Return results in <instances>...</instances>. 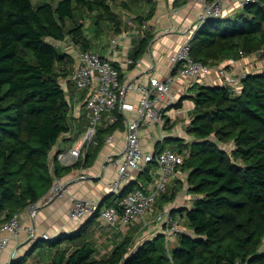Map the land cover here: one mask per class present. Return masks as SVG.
Masks as SVG:
<instances>
[{"label": "trees", "instance_id": "trees-1", "mask_svg": "<svg viewBox=\"0 0 264 264\" xmlns=\"http://www.w3.org/2000/svg\"><path fill=\"white\" fill-rule=\"evenodd\" d=\"M116 2L0 0V223L46 195L55 177L90 163L104 138L122 123L120 118L98 130L92 153L88 148L73 166L59 162L62 150L53 153L59 140L75 130L63 84L67 78L69 89L75 88L69 79L73 58L54 40L71 37L89 49L83 22L87 13L95 19L97 38L105 21L118 32L122 19L114 10ZM138 2L124 5L137 11ZM145 45L144 39L136 56ZM259 52L264 53V0L247 4L234 19L208 20L192 39V56L211 65ZM192 98L187 128L192 139L187 144L178 139L179 146L171 148L185 155L179 167L187 174L182 187L187 184L196 195L191 207L172 210L185 218L189 231L178 234L173 246L164 232L134 249L135 240L127 236L100 256L93 229L100 221L94 215L78 230L48 241L57 248L51 264H264V72L247 73L236 90L200 85ZM143 173L152 178L150 168ZM136 188L146 187L132 182L123 194ZM177 192L167 194V200ZM114 202L111 194L99 207Z\"/></svg>", "mask_w": 264, "mask_h": 264}, {"label": "crops", "instance_id": "crops-1", "mask_svg": "<svg viewBox=\"0 0 264 264\" xmlns=\"http://www.w3.org/2000/svg\"><path fill=\"white\" fill-rule=\"evenodd\" d=\"M130 1L117 0L115 3L114 10L122 19V25L118 32H116L111 23L105 21L108 22V34L107 36L106 34L103 35L104 26L102 25L103 32L97 38L96 26L90 31L91 27L89 28L85 23L86 34L91 41V47L89 49L101 55L109 56L120 69L124 79H137L138 81L147 82L151 76L164 78L172 66V54L184 42L193 37L189 29L196 21L199 6L193 0H139L135 9L138 7L136 10L140 8L141 10L140 12H135V10H130L124 5V2ZM224 6L226 16L230 17L232 12L239 6L238 0H224ZM119 7L122 10L118 11ZM174 9L177 10L176 14L173 13ZM137 16H143L144 18L142 20L148 22L147 29H135L133 26L128 25L129 20L132 18L136 19ZM136 20L138 22L142 21L140 19ZM92 23L94 24V22ZM118 35L121 36L120 47L118 51L110 54V41ZM144 39L146 40L145 48L139 56H136V49ZM66 49L68 51V47ZM129 57L134 60L136 59L135 62L127 64L126 59ZM234 59L236 60L234 67L238 74L249 73L260 68V63L253 60L252 55ZM225 62V59L220 60L214 66L226 64ZM69 77L74 83L72 73ZM63 80L71 103V115L75 118V130L67 133L59 140L53 149V153L59 150L68 151L73 147L86 131L82 129H85L84 127H86L88 120L84 115L86 111L85 99L87 90L78 89L75 85L74 90H71L68 87V79L63 78ZM209 83V85L223 84V78L219 75L217 67H214L211 71ZM200 85L198 83L190 87L187 91H185L183 82H178L173 85L174 98L171 100L170 96H166L164 102L161 103L165 113L164 127L162 130L165 137L162 139L161 131L157 125L151 124L143 126L141 130V142L145 150L158 151L163 148L175 147L169 146L166 143L167 140L183 139L186 144L191 141L192 136L189 135L187 128L192 121L194 109L192 96L196 94L197 88ZM138 100L136 94L130 93L124 100L120 101L114 111L104 113L98 125L97 132L98 130L102 132L110 126L116 125L115 123L117 121L114 122L110 118L112 114H120L122 118V123L119 126L116 125L109 134L112 136V139L107 140L109 136L104 138L103 145L91 156L92 160L90 163L74 166L67 173L64 172L60 178L66 183L67 191L52 200L41 202L34 218H23L25 224H31L33 222L37 227L39 235L49 233L52 238L63 233L70 234L78 230L87 220L77 221L69 217V208L72 199L94 200L100 204L112 194L108 188V183L117 176V166L112 163V160L122 156V151L126 145L127 121L137 115L136 107ZM127 106H133V108ZM70 138H73V141ZM86 147H83V152L87 151ZM88 148L91 149L92 153L93 149L91 144ZM83 157L85 155L79 159L81 160ZM77 161L69 166L75 165ZM59 162L64 166L61 161ZM147 168H150L151 179L148 180L147 175L143 172H134L133 178L130 179L127 185L132 182L136 185L143 184L146 188L154 185L158 175V168L155 164H149ZM186 176L185 170L182 168L177 170L172 177L167 191L158 198L152 212L145 215L146 219L151 220L154 214L164 209L177 210L193 205L196 195L189 192L186 186L187 184H185L184 188L182 187V184L186 181ZM176 189H178L177 196L173 200H167L166 195ZM48 195L49 192L43 197L47 198ZM21 213L24 214V210ZM176 215L180 216V213ZM142 220L139 218L133 224L126 227L122 225L112 227L104 225L101 222L98 223L93 229L94 237L99 247V255L109 254L127 236L133 237L135 240L133 245L134 249L163 232L160 227L157 228L153 224L145 225ZM185 221L183 217L184 225ZM1 225L2 223H0ZM0 234L8 235L6 231L1 230V227ZM48 241L43 238L31 239L24 230L18 237L12 238L8 248L2 254L0 264H13L20 261L22 262L19 264H51L57 248L48 246ZM261 251H264V245Z\"/></svg>", "mask_w": 264, "mask_h": 264}, {"label": "built area", "instance_id": "built-area-1", "mask_svg": "<svg viewBox=\"0 0 264 264\" xmlns=\"http://www.w3.org/2000/svg\"><path fill=\"white\" fill-rule=\"evenodd\" d=\"M198 6L196 21L189 31L193 37L200 31L208 20L226 18L224 0H193ZM258 0H238L240 7L254 3ZM173 13H177L174 9ZM128 25L135 29H147L148 22H138L135 18L129 20ZM184 42L172 56V66L166 77L151 76L147 82L137 79H124L120 69L114 64L109 56L101 55L91 49H82L71 37L64 40H54L57 46L68 51L73 58L72 79L78 89H86L85 108L90 121L89 126L82 138L76 142L68 151H60L58 160L64 165H71L81 156L85 155L83 147L95 142L98 125L104 113L116 109L120 101L124 100L130 93L138 96L136 107L137 115L127 121L126 145L121 157H116L112 163L117 166V176L108 183V188L115 197V202L110 206L99 207L100 204L94 200L81 198L72 199L69 208V217L73 220L84 221L94 215L98 220L108 226H130L139 218L143 219L145 225L153 224L160 227L168 243L180 233L188 232L183 219L175 216L171 209H164L154 214L151 220L145 215L152 212L158 198L167 191L174 174L185 161V155L171 148H163L158 151L145 150L141 142V130L145 125H157L161 131L162 139L165 113L161 106L166 96L174 98L173 85L183 82L185 91L200 83L209 85V77L214 67H217L219 75L223 78V84L236 90L247 73L238 74L235 70V59L227 58L226 64L217 66L197 60L192 56V39ZM121 36L111 39L109 53L118 51ZM67 50V49H66ZM253 60L260 63L261 72H264V53L259 52L252 55ZM135 60L127 58L126 63L132 64ZM233 64V65H232ZM258 69V70H259ZM133 108V106H127ZM111 120L116 122L121 118L120 114H112ZM110 135L107 140H111ZM149 164H155L158 168L156 183L150 188H136L123 194L124 188L133 178L134 172H144ZM67 191V185L60 177H55L54 184L49 190L47 198L42 197L36 202L29 204L21 212L15 213L9 220L2 223L1 230L8 235L0 234V260L2 254L8 248L12 238H16L22 231H26L29 238L46 240L52 239L49 233L40 234L33 222L25 224L23 218H34L40 203L52 200L63 195ZM233 264H249V261L237 260Z\"/></svg>", "mask_w": 264, "mask_h": 264}, {"label": "rangeland", "instance_id": "rangeland-1", "mask_svg": "<svg viewBox=\"0 0 264 264\" xmlns=\"http://www.w3.org/2000/svg\"><path fill=\"white\" fill-rule=\"evenodd\" d=\"M34 1V3H37V1H39V0H33ZM56 1V0H55ZM243 9H244V7H240V6H237V8L232 12V15L230 16V18H232V19H234L235 17H236V15L237 14H239V13H242V11H243ZM120 10H122L121 9V7H119L118 8V11H120ZM140 10H141V8L140 9H138L137 11H135V12H140ZM83 21L87 24V26H89V28L91 27V29H90V31L92 30V29H94V26H95V19L92 17V16H90V15H88V13L87 14H85V16H84V18H83ZM92 22H94V24L92 23ZM103 26H104V34L103 35H105L106 34V36H107V34H108V32H107V30L109 29V27H108V22H104L103 23ZM259 71H261V69H259ZM179 142H181L180 140L178 141V140H167V144L170 146H179ZM175 239H172L171 240V245L173 246L174 245V241ZM45 242V241H44ZM45 244V243H44Z\"/></svg>", "mask_w": 264, "mask_h": 264}]
</instances>
